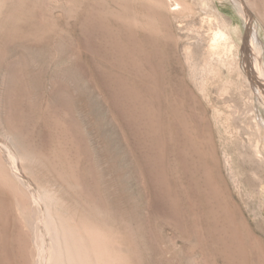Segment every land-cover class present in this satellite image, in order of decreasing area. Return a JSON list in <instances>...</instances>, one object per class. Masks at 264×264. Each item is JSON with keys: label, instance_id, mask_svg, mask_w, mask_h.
<instances>
[{"label": "rangeland", "instance_id": "rangeland-1", "mask_svg": "<svg viewBox=\"0 0 264 264\" xmlns=\"http://www.w3.org/2000/svg\"><path fill=\"white\" fill-rule=\"evenodd\" d=\"M119 1L0 0V135L15 138L24 152L25 176L44 194L41 208L29 197L23 216L18 200L0 192L12 209L0 220L10 264L26 263L19 230L27 264L40 263L44 242L48 264H96L90 225L106 234L108 264L221 263L204 259L164 222L148 223L146 181L107 99L86 71L80 23L91 9L123 12ZM129 1L133 13H140L141 0ZM182 1L189 8L184 26L173 28V43L186 67L185 81L203 107L222 176L250 228V236L242 232L247 255L241 263L264 264V98L252 73L258 65L251 59V38L257 31H248L257 22L264 26V0H242L251 22L228 0ZM108 22L116 27L112 17ZM211 26L230 37V51L207 63L202 55ZM259 39L264 43L263 30ZM189 45L194 65L185 51Z\"/></svg>", "mask_w": 264, "mask_h": 264}, {"label": "bare ground", "instance_id": "bare-ground-1", "mask_svg": "<svg viewBox=\"0 0 264 264\" xmlns=\"http://www.w3.org/2000/svg\"><path fill=\"white\" fill-rule=\"evenodd\" d=\"M228 1L239 15L251 22L252 16L242 0ZM119 2L123 12H108L105 8L86 12L79 26L80 41L86 49V71L107 99L146 181L150 198L148 223L152 220L164 222L180 235L183 243L200 249L204 259L210 256L221 262L218 264H242L241 258L247 255L242 232L246 231L250 236V228L244 225L242 209L238 208L240 205L237 206L228 189L227 178L224 180L222 176L213 138L207 135L203 107L185 81L186 67L177 43H173V28L175 25L184 26L188 4L182 0H141V11L134 14L129 0ZM110 17L116 27L108 22ZM253 28L257 35L251 38V59L258 66L252 73L262 86L264 98V43L259 39L264 26L257 22L248 31ZM209 35V46L202 55V60L207 63L230 51L226 49L230 43L226 33L211 26ZM185 51L190 65H194L193 48L189 45ZM164 93L165 100L161 98ZM260 114L264 122V116ZM23 159L24 152L15 138L3 132L0 135V192L14 196L18 200V210L24 216L30 210L29 197L41 208L44 194L25 176L21 166ZM4 199L0 196V220L3 215L12 214L10 204ZM41 217L42 228H49L44 212ZM88 227L94 236L90 250L96 253V264H108L106 234L94 226ZM180 228L187 233L180 234ZM19 231L22 235V230ZM21 235L19 248L21 246V257L23 254L27 264L26 242ZM78 244L75 245L77 250ZM39 249V264H48L46 243ZM0 264H10L1 238Z\"/></svg>", "mask_w": 264, "mask_h": 264}]
</instances>
